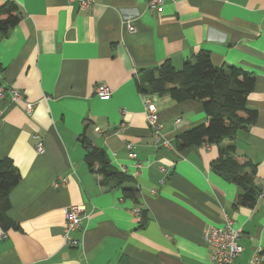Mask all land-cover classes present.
<instances>
[{
    "label": "crops",
    "instance_id": "crops-1",
    "mask_svg": "<svg viewBox=\"0 0 264 264\" xmlns=\"http://www.w3.org/2000/svg\"><path fill=\"white\" fill-rule=\"evenodd\" d=\"M8 1L20 19L0 34V82L38 106L29 116L24 103L0 101V160L9 158L22 176L7 211L18 228L5 229L0 264H214L204 230L226 213L241 230L238 264H249L257 245L264 250V0H163L159 7L94 0L84 9L78 0H0V7ZM200 52L255 77L247 105L257 117L230 154L223 141L177 148L179 134L208 119L202 103L138 88L149 69L169 60L180 70ZM99 84L112 95H97ZM146 96L159 114V139ZM82 136L129 180L116 186L91 170ZM126 143L135 145L134 158ZM230 156L253 164L245 169L259 191L252 205L237 204L243 189L229 177L230 164L214 167ZM61 177L67 182L56 187ZM74 204L86 215L72 233L77 246L64 238L63 211Z\"/></svg>",
    "mask_w": 264,
    "mask_h": 264
},
{
    "label": "trees",
    "instance_id": "trees-1",
    "mask_svg": "<svg viewBox=\"0 0 264 264\" xmlns=\"http://www.w3.org/2000/svg\"><path fill=\"white\" fill-rule=\"evenodd\" d=\"M19 19L17 5L12 1L3 3L0 7V34L8 33ZM137 83L140 91L145 93L160 92L178 102L197 100L202 103L208 119L176 137L179 149L223 141L224 152L230 154L235 149L238 132L247 130L257 117V111L247 105V96L254 89L255 77L234 65H214L207 52H200L192 60L184 61L180 70L166 60L140 75ZM80 139L91 170L110 179L116 186L129 180L130 177L112 165L103 149L94 146L86 136ZM225 160L222 159L223 163H216L214 167L220 169L225 163L227 166L230 164L229 177L243 189L237 204H254L259 191L253 177L245 173L247 167L253 168L252 162L241 156H230L229 160ZM95 163L98 164L96 169L93 168ZM21 178L20 170L9 158L0 160V224L4 229L18 228L7 211L11 206L10 191Z\"/></svg>",
    "mask_w": 264,
    "mask_h": 264
},
{
    "label": "built area",
    "instance_id": "built-area-1",
    "mask_svg": "<svg viewBox=\"0 0 264 264\" xmlns=\"http://www.w3.org/2000/svg\"><path fill=\"white\" fill-rule=\"evenodd\" d=\"M73 1V0H70ZM94 0H78L80 8L84 9L90 6ZM163 3V0H148L150 7H159ZM125 26L129 31H134L135 26L131 20L124 21ZM96 94L100 97L106 98L112 95V89L106 84H99L96 88ZM5 100L9 104L24 103V109L30 116L35 108L38 106V101H27L24 99L22 91L10 84L0 82V101ZM145 114L149 126L154 130L156 137L159 139L161 124L159 121V114L156 105L149 96L144 99ZM3 109L0 107V115L3 113ZM36 150L39 153L44 151V139L36 134ZM168 144V142H165ZM127 149L130 151V156L135 157L134 151L135 145L132 143H126ZM140 167V164L136 165ZM125 170V168H124ZM163 170H165L163 168ZM62 183L67 182V178L61 177L60 182L55 183L56 187H59ZM136 211H139L136 209ZM64 215L66 222L64 225V238L67 244L71 246H77L81 240L74 238L72 233L82 228L83 219L86 217L84 212V206L81 204H74L64 209ZM7 237V231L3 229L0 224V240ZM241 237V230L236 226L234 218L225 214L224 220L221 225H210L204 230V240L210 247L212 252V261L214 264H238L236 259L242 253V246L239 243ZM249 264H264V250L261 245H257L250 258Z\"/></svg>",
    "mask_w": 264,
    "mask_h": 264
}]
</instances>
